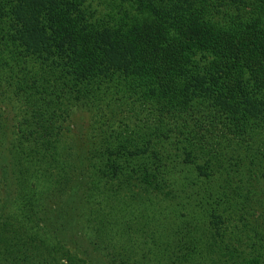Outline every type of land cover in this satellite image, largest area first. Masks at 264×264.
<instances>
[{
	"label": "trees",
	"instance_id": "trees-1",
	"mask_svg": "<svg viewBox=\"0 0 264 264\" xmlns=\"http://www.w3.org/2000/svg\"><path fill=\"white\" fill-rule=\"evenodd\" d=\"M27 7L32 43L17 19ZM262 63L264 0H0V103L11 105L23 90L26 100L28 90L63 89L52 116L41 103L24 108L34 120L30 131L47 143L60 131L54 117L68 118L65 103L74 93V105L94 115L93 132L112 130L111 142L91 151L90 160L106 151L102 179L108 166L115 177L130 179L131 170L159 185L174 174L178 189L170 196L179 190L182 206L157 209L158 227L167 221L166 237L191 251L181 255L186 264H226L225 256L228 264H264V235L241 234L232 224L243 223L251 199L264 200ZM243 100L249 112L237 109ZM147 202L138 205L150 223ZM212 205L240 214L221 220L208 212ZM206 233L219 241L191 245ZM240 235L246 243L239 253ZM149 252L136 263L179 264L168 246ZM127 260L120 256L118 264Z\"/></svg>",
	"mask_w": 264,
	"mask_h": 264
},
{
	"label": "rangeland",
	"instance_id": "rangeland-1",
	"mask_svg": "<svg viewBox=\"0 0 264 264\" xmlns=\"http://www.w3.org/2000/svg\"><path fill=\"white\" fill-rule=\"evenodd\" d=\"M29 7L35 12L40 3ZM29 7L22 11L23 17L19 15L17 19L25 34L21 32V36L32 43L27 37L34 30L31 24L33 12ZM29 47L34 48L33 45ZM22 49L31 52L27 47ZM260 66L258 72L264 75V63ZM61 90L51 86L40 91L28 90L31 97L26 100L24 91L27 90H23L19 97L11 96L14 102L11 105L9 101L0 103V264H118L120 256L128 258V264H137L150 253L149 250L152 253L157 251L158 246H168L173 258L180 255L178 263L186 264L189 257L183 260L181 255L192 254L191 251L183 250L175 237H166L167 221L158 227L161 215L157 209L171 208L174 202L182 206L179 190L178 197L174 196L178 189V185L172 182L174 174H165V180L159 185L157 180L145 179L131 170L128 173L130 179L123 178L121 172L115 177L112 167L108 166L106 179H102L99 172L104 170L106 151L98 149L100 154L103 153V159L97 156V152L93 155L95 159L90 160L91 151L103 141L111 142L108 137L112 130L105 128V132H100L95 129L93 132L92 124L97 126L94 115L87 113L80 103L74 105V93L65 103L70 110L68 118L62 123L59 117H54L55 126L60 128L56 137L46 143L35 135L36 130L30 131L34 129V120L24 108L30 101L41 103L47 113L45 117L52 116V106ZM5 92L7 95L8 91ZM242 98H245L244 94ZM244 101L236 107L249 112V101ZM23 118H27L26 122ZM261 188L264 189L262 182ZM138 196L142 199L138 200ZM262 198L251 199L247 203L249 207L242 208L245 214L243 223L232 221L233 227H238L237 231L243 227L241 234L248 232L250 237L256 235L257 238L264 235ZM147 199H151L150 203L147 202L148 209H151L150 223L144 217L148 210L138 205V201L144 203ZM209 208L208 212L221 220L223 215L237 217L240 214L237 209L230 211L222 205ZM223 222L222 228H225ZM224 236L227 238L226 234ZM207 237L211 244L213 237L219 241L206 233L202 241L191 245L200 247ZM241 242L239 253L246 243L245 238ZM254 259L250 264H259ZM112 260L115 263H111ZM224 262L231 263L232 257L225 256Z\"/></svg>",
	"mask_w": 264,
	"mask_h": 264
}]
</instances>
